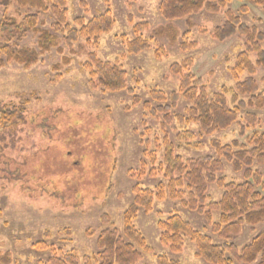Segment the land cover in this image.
I'll use <instances>...</instances> for the list:
<instances>
[{
  "label": "rangeland",
  "instance_id": "1",
  "mask_svg": "<svg viewBox=\"0 0 264 264\" xmlns=\"http://www.w3.org/2000/svg\"><path fill=\"white\" fill-rule=\"evenodd\" d=\"M163 2L68 0L67 25L77 31L81 30L77 19L88 23L111 13L114 26L100 36L98 46L82 38L71 45L61 41L59 48L43 55L30 69L15 63L0 67V103H27L12 145H4L0 130V264L8 255L10 264L45 262L54 252L52 247L45 251L34 249L33 245L41 241L53 246L57 253L73 251L97 264L93 259L100 252L98 239L102 232L116 230L124 238V216L134 204V188L157 192L161 184H167L165 140L185 161L217 159L213 140L223 146L234 142L248 145L255 133H264V110L241 109L239 102H233L232 94L225 96L231 109L238 108V121L212 136L202 133L198 125L187 126L176 120L177 115H186L191 107L184 98L171 111L172 124L158 112L152 114L144 109L145 103L155 110L164 105L154 100L152 92L162 91L170 96L179 90L182 77L188 75L206 87L210 98L224 95V89L235 91L237 81L231 70L239 55L246 52V39L239 33L225 41L217 39V29L227 22L228 12L264 33V10L251 0H232L219 13L204 10L177 21L161 16L159 8ZM22 14H38L39 26L46 30H54L57 23L50 13L27 9ZM140 24L148 28L138 34L136 27ZM167 26L179 31L176 42L155 36L156 30ZM58 35L63 38L64 33ZM138 38L150 47L129 53L128 42ZM192 44L195 46L189 48ZM20 46L37 48V37L30 34ZM91 54L126 72L125 91L106 93L93 85V78L85 69ZM249 57L256 64V55ZM174 65L182 66L180 72L173 70ZM248 77L244 74L239 81ZM254 78L263 89L264 68L257 69ZM94 83L98 84L97 79ZM135 97L140 103L135 104ZM239 101L248 100L239 97ZM168 104L172 105L170 99ZM248 115L256 116L254 125L248 123ZM184 131L192 132L195 138L180 142L179 134ZM221 160L224 170L217 174L218 179L226 184L246 182V168L237 172L232 164ZM251 169L253 174L260 173L264 181V166L256 163ZM207 192V204L219 203L224 194L217 184L209 185ZM165 195L164 200L154 203L152 212L140 209L134 220L150 248L143 252L139 264H157V257L162 255L181 264H208L198 257L196 244L187 237L182 252L171 253L159 241L158 223L177 213L215 245H221L225 241L213 233L220 213L212 212L210 221L205 214L183 207L181 201L171 200L168 192ZM263 230L264 221L255 227L245 225L239 235L227 242L241 251ZM47 232L51 234L49 241Z\"/></svg>",
  "mask_w": 264,
  "mask_h": 264
},
{
  "label": "trees",
  "instance_id": "2",
  "mask_svg": "<svg viewBox=\"0 0 264 264\" xmlns=\"http://www.w3.org/2000/svg\"><path fill=\"white\" fill-rule=\"evenodd\" d=\"M232 0H164L159 11L161 16L168 21L186 19L201 11L219 13L222 8ZM256 6L264 10V0H251ZM68 0H0V67L15 63L30 69L36 66L40 58L54 48H59L61 41L67 45L78 42L80 38L88 44L94 41L93 46H98L100 36L110 32L114 26V20L110 12L96 17L86 23L84 19H77L76 23L81 27L80 31L67 25ZM32 10L37 13H50L57 21L54 30H46L40 27L38 14L24 16L23 10ZM248 12L246 7L242 8ZM227 22L217 29V39L225 41L236 34H241L246 39V52L239 55L237 65L231 70L237 81L235 91L224 89V95L216 94L210 98L207 89L191 75L183 76L177 92L170 96L162 91L152 92L156 101L165 104L153 109L149 103L144 104V109L164 116L167 123L172 124L171 111L178 101L184 98L191 104L187 108L186 115H177L175 118L180 124L198 125L205 135L212 136L216 132L229 129L238 121V108L231 109L225 95L232 94L233 102H239L241 109L251 108L264 110V87L260 89L255 80L257 69L264 68V33L256 27L243 24L239 17L233 13H227ZM148 28L146 24L136 27V33L141 34ZM64 33L63 38L58 34ZM30 34L37 37V48L20 46ZM157 38H167L176 42L179 31L173 26L161 27L155 32ZM128 52L131 54L147 50L150 45L142 38L128 42ZM184 45V48H192L195 45ZM254 54L257 62L254 64L249 55ZM68 62V61H66ZM184 67L185 64L183 65ZM85 69L93 78V85L100 86L106 93H118L127 89V74L122 69L111 63H105L95 54L89 56V62ZM181 65H174L173 70L180 72ZM247 74L249 77L240 82L239 78ZM97 79L98 84L94 83ZM133 93V91H130ZM239 97L248 101H239ZM171 104H168V101ZM140 103L135 97V104ZM27 103L17 106L15 102L0 103V130H2L4 145H12L15 139L14 132L23 122V112ZM247 121L254 125L257 121L255 115H248ZM195 138L192 132L184 131L179 134L180 142H190ZM164 165L167 184H161L157 192L139 187L134 188L135 201L124 216V238L116 230L102 232L98 239L99 253L93 260L97 264H139L142 262L143 252L150 250L146 238L136 229L134 220L139 210L146 213L154 210V203L166 198L169 193L171 200L181 201L183 207L190 211L205 214L211 221L214 211L220 213V221L213 227V233L224 242L215 245L211 238L202 234L185 221L179 214L173 213L166 220L159 221L160 243L173 254H180L184 248L185 237L196 244L198 257L208 264H264V230L259 233L250 244L241 251L227 241L241 233L245 225L255 227L264 221V181L260 173H252L254 164L264 166V133H255L248 145L234 142L233 145H221L213 140L212 145L216 149L218 158L204 157L185 161L175 154L174 146L165 140ZM4 146V147H5ZM251 147V149L249 148ZM232 164L237 172L246 168V182L242 184H226L218 179L217 174L223 172L222 160ZM144 166V165H143ZM217 184L224 190L219 203L208 201L209 185ZM257 187L260 191H257ZM207 205V207H205ZM49 241L51 234H45ZM53 248L54 254L41 264H92L90 257L80 258L75 252L57 253L53 246L45 241L37 242L33 248L45 251ZM4 264H10V256L2 259ZM157 264H181L165 255L157 257Z\"/></svg>",
  "mask_w": 264,
  "mask_h": 264
}]
</instances>
